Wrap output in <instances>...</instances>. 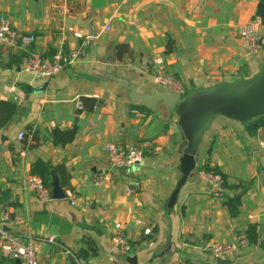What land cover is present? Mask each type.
<instances>
[{
    "label": "crops",
    "instance_id": "crops-1",
    "mask_svg": "<svg viewBox=\"0 0 264 264\" xmlns=\"http://www.w3.org/2000/svg\"><path fill=\"white\" fill-rule=\"evenodd\" d=\"M261 1L0 0V14L13 28L35 35L30 51L50 57L75 48V32L88 43L84 56L52 78L23 71L21 51L0 50V101L16 106L0 128V215L7 211L19 220L10 230L36 239L40 264H128L116 258L124 255L113 241L117 234L127 237L128 255H136L138 264H264V153L255 133L216 118L195 157L196 170L183 179L185 140L176 117L161 102H131L108 77L125 78L139 93L161 89L153 82V65L165 66L187 91L248 78L263 57L245 51L238 27L257 15ZM81 97L95 98L98 114L79 111ZM74 126L71 142H53V128ZM107 141L139 146L142 160L111 168ZM37 159L49 163L51 193L56 184L62 198L37 201L27 181ZM206 164L229 184L250 181L235 216L218 196L235 191L204 181ZM103 173L110 179L96 185ZM250 225L248 247L221 262L204 250L209 242H234Z\"/></svg>",
    "mask_w": 264,
    "mask_h": 264
},
{
    "label": "built area",
    "instance_id": "built-area-1",
    "mask_svg": "<svg viewBox=\"0 0 264 264\" xmlns=\"http://www.w3.org/2000/svg\"><path fill=\"white\" fill-rule=\"evenodd\" d=\"M240 42L247 53L258 54L263 57L264 53V26L261 18L255 15L247 22L238 27ZM74 36L80 39L75 48L67 50L59 49L50 57L42 53L30 51L29 46L35 40L32 33H24L13 28L12 24L4 14H0V50L4 55L13 51H21V68L33 77L52 78L57 76L63 69L76 62L86 54L87 37L81 32H75ZM152 79L161 89L178 92L184 95L187 91L183 82L172 74L163 65H153ZM22 138V133L18 134ZM257 147L264 153V126L258 124L255 129ZM106 158L111 168L126 169L138 163L143 158L141 148L134 144H118L107 141L103 145ZM200 177L213 189H220L222 178L213 172L201 171ZM108 173H103L94 178V183L99 185L104 180H109ZM28 186L34 192L37 201L47 203L52 198L51 188L47 187L38 175H29ZM19 222L7 211L0 215V252L3 257V264H13L19 259L21 264H40V255L36 239L31 235L17 234L10 230V226ZM53 242V237H48ZM116 248L121 254L127 255L131 251L130 243L126 236L117 234L113 237ZM249 245L248 236L239 233L234 242H209L204 250L213 259H222L233 255L239 248H246Z\"/></svg>",
    "mask_w": 264,
    "mask_h": 264
},
{
    "label": "water",
    "instance_id": "water-1",
    "mask_svg": "<svg viewBox=\"0 0 264 264\" xmlns=\"http://www.w3.org/2000/svg\"><path fill=\"white\" fill-rule=\"evenodd\" d=\"M108 77L128 91L131 102L141 101L151 107L161 102L176 117L177 126L185 140L180 158L183 179L196 170L195 157L216 118L223 117L244 125L252 135L251 131L257 128L259 118L264 116V53L261 65L252 76L197 87L184 95L167 89L139 93L136 86L125 78ZM95 111L98 114V106ZM62 193L61 188L55 184L52 197L62 198ZM116 258L128 264H138L136 255H117ZM217 262H221V259H217ZM14 263L20 264V260L16 259Z\"/></svg>",
    "mask_w": 264,
    "mask_h": 264
},
{
    "label": "trees",
    "instance_id": "trees-1",
    "mask_svg": "<svg viewBox=\"0 0 264 264\" xmlns=\"http://www.w3.org/2000/svg\"><path fill=\"white\" fill-rule=\"evenodd\" d=\"M256 14L261 18L262 25L264 26V0H262L259 3ZM170 44L171 42L169 41L167 43V49L168 48L170 49ZM188 92L189 91H186V93ZM96 104H97V100L95 98L81 97V106H80L79 111L81 110L93 111L96 107ZM15 111H16V106L14 103L9 102V101H0V128L3 127L4 124L8 122V120L13 116ZM258 124L264 125V116L259 118ZM27 129L32 134V136L35 138V140H37V131L35 129L33 130L31 126H28ZM76 132H77L76 126L70 129L53 128L51 131V137L55 144L63 145V144L71 142L74 139ZM201 168L203 169V171L217 173L221 176L222 178V183L220 187L221 189H231L232 188L235 191V193L231 196L225 195L222 192L218 194V196L221 198V203L228 209L229 214L231 216H235L239 211L241 198L246 192L248 186L250 185V181L246 182V181L238 180L235 184H229L227 182L226 177L222 173H220L216 167L206 164ZM57 169L61 176V184L63 183L66 184L67 178L65 176L64 169L62 167H57ZM202 169H199V170H202ZM51 170L52 169L48 162H45L42 159H37L32 164L31 174L38 175L39 177H41L43 183L47 187L51 188V177H50ZM253 229H254L253 225H250L247 227V230L245 232L247 236L250 235V231H252ZM143 238H146V237L143 236ZM87 243L89 246H92V243L90 241L87 240ZM130 247L132 250L131 244H130ZM91 248H92L91 249L92 253L96 252L95 247L92 246Z\"/></svg>",
    "mask_w": 264,
    "mask_h": 264
},
{
    "label": "rangeland",
    "instance_id": "rangeland-1",
    "mask_svg": "<svg viewBox=\"0 0 264 264\" xmlns=\"http://www.w3.org/2000/svg\"><path fill=\"white\" fill-rule=\"evenodd\" d=\"M251 133H252V136H254V133H255V132H254V131H251ZM224 258H228V256H227V257H224Z\"/></svg>",
    "mask_w": 264,
    "mask_h": 264
}]
</instances>
